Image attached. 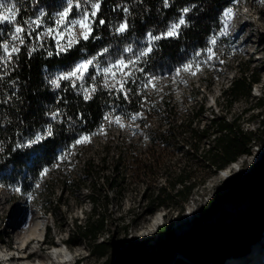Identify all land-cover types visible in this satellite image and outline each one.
<instances>
[{"label":"trees","instance_id":"obj_1","mask_svg":"<svg viewBox=\"0 0 264 264\" xmlns=\"http://www.w3.org/2000/svg\"><path fill=\"white\" fill-rule=\"evenodd\" d=\"M243 1L248 0H167L166 6L165 0H0L5 5L0 12L5 16L10 15L6 9L14 6L11 15L15 20V24L0 23V45L20 49L13 52L9 60L0 47V187L18 193V198L33 197L37 187L54 169L67 160L82 158L89 145H75L76 139L99 137L101 129L109 124L105 116H119L122 121H130L141 115L140 126L144 127L150 118L164 109L169 110L167 106L162 109L150 101L152 82L163 76H174L177 69H183L186 64L193 68L196 65L204 67L208 63V52L214 53L218 60H225L217 67V73H222L227 67L230 48L224 35L227 12ZM96 2L100 4L98 10L92 7ZM185 8L189 9L187 13L183 12ZM66 9L69 14L61 19L60 14ZM85 11L93 21L92 36L87 41L76 33L77 21L82 20ZM93 11L97 12L95 18L91 16ZM181 18L185 24L177 28L178 36L151 40L149 34L160 36L173 24H179ZM101 19L105 21L103 25L99 24ZM124 23L128 28L120 33L117 29ZM16 25L24 29L16 33L23 39V44L20 39H12ZM65 46L67 50L59 52ZM149 48L151 51L143 55ZM89 59L93 64L83 79H59ZM121 60L127 67H113ZM107 67H113V72L123 77L114 88L108 86L110 76L104 73ZM241 70L242 76L232 82V99L250 96L253 85L261 78L250 66ZM93 76L95 79L91 78ZM211 84L207 85L209 89ZM121 85L127 90V100L119 91ZM92 88H95L94 92ZM85 89H88L87 93ZM86 94L91 98L85 99ZM204 110L205 102L195 113L197 119ZM191 128L193 154L200 150L204 137H214L213 146L205 154L208 164L216 172L253 153L256 134L245 131L236 122L214 118L208 128ZM36 137L41 139L29 143ZM151 138V148L146 155L135 151L126 157L117 154L112 158L110 174L103 173L104 185L118 196L127 184L124 161L129 162L137 178L146 174L156 176L165 167L170 137L157 130ZM98 160L104 170L109 154ZM94 162L95 157L91 156L82 172L80 180L84 184L79 186L80 189L87 188L89 179L98 178L100 173L96 172ZM193 169L191 158H187L178 171L170 169L173 176L167 178L168 185L145 191L142 195V201L146 203L145 214L154 215L162 207L183 214L195 187L191 181ZM44 170L47 171L42 175ZM177 186L182 188L176 189ZM89 187L99 198L97 183ZM92 204L96 212L97 200L93 199ZM227 204L248 206L240 209ZM108 205L109 202L103 204L104 208ZM137 221L133 219V222ZM107 226L105 218L93 217L88 228L80 227L82 234L79 235L81 239H93L91 253L98 258L106 257L104 264H137L147 256L151 240H134L122 247H117L111 239L98 242ZM263 228L264 154L250 171L227 179L215 190L201 207L193 231L183 236L178 245L174 246L176 234L172 223L158 228L159 247L166 252L161 264L170 263L175 252L185 244L188 248L184 255L191 262L224 264L233 255H244L260 238ZM216 231L219 232L213 236ZM112 248L113 261L109 258ZM179 264L189 263L180 260Z\"/></svg>","mask_w":264,"mask_h":264},{"label":"rangeland","instance_id":"obj_2","mask_svg":"<svg viewBox=\"0 0 264 264\" xmlns=\"http://www.w3.org/2000/svg\"><path fill=\"white\" fill-rule=\"evenodd\" d=\"M263 10V0L239 2L234 9L228 10L224 35L230 43V48L228 57H226L228 59L227 67L223 69L222 73H217V67L225 60H218L214 53L208 52L207 57H211V59H208V63L204 67L192 68L189 71L181 70L179 75L176 73L174 76H163L153 81L149 89L150 101L160 108L167 106L169 110L162 108L164 110L161 114L150 118L148 122L144 123V127L140 126L141 115L134 116V120H121L120 123L123 124V127L116 122H109L99 137L85 143V145H89V148L85 149L81 159L67 160L54 169L37 187L33 197L18 198V193L0 187V249H7L10 253H14L13 255L17 254L16 241L23 232H26V226L24 227L26 214L23 215V208L26 207V204L30 207V211H36L45 221V239L43 235L40 241L32 240L24 249L26 255L32 251L35 253H32L29 260L22 263L13 259L12 264H29L34 260H43L44 256L47 257V264H75V260H79L76 264H104L106 257L98 258L91 253L93 239L79 238V235L82 234L80 227L88 228L93 217L95 219L105 218L108 224L104 233L98 237V242L111 239V242L117 247H122L134 240L139 242L151 240L147 256L140 259L137 264H161V260L166 257V252L159 247L158 230L149 236L140 235L153 216L145 214L146 203L142 201L143 193L168 185L167 178L173 176L170 169L178 171L177 169L183 167L187 158H191L194 168L191 181L195 187L189 202L186 203L184 213L178 215L175 210L163 207L157 210V212H163V225L172 223L176 234L174 245L176 246L183 236L193 231L195 222L200 216L201 207L227 180L217 179L219 171L216 172L208 164L205 153L210 149V146H213L214 137H204L200 150L195 154L192 153L191 127L208 128L214 118H226L229 123L236 122L245 131L256 134V142L253 144L255 156L239 158L238 160L244 159L241 171L229 178L250 171L252 165L264 154V68L257 63L261 54L252 52L254 48L245 45L246 40L249 39L253 46L264 48ZM252 16H255L262 26L253 25L250 27L246 25L242 35L238 36L237 32L241 30L243 23L251 22ZM232 24L233 26H231ZM82 31L83 29L78 23L77 35H81ZM260 37L263 39L261 43ZM247 66H250L254 73L260 74L261 78L258 83L253 85L250 96L232 99L230 95L232 82L242 76L241 68L245 69ZM193 71L196 73L195 75L192 74ZM109 76L108 86L111 88L116 87L117 83L123 79L121 74H116L113 71L109 72ZM211 82L209 89L207 85ZM203 102H205V110L200 119H197L195 113ZM157 130L162 134L166 133L171 140L165 167L156 176L146 174L137 178L130 169L129 162L124 161L123 167L127 184L123 193L118 196L115 191L104 185L103 173L110 174L113 166L112 158L117 154L121 153L126 157L131 151H135L139 155H146L151 148V137ZM210 133L214 134L213 130ZM106 154H109V160L103 170L98 159ZM91 156L95 157V170L100 174L96 180H88L87 188L80 189L79 186L84 184L80 180L82 172ZM65 180L66 184H64ZM94 182L97 183L99 198L94 196L89 187ZM181 188V186H177L176 189ZM93 199H96L98 203L96 212L93 209ZM106 202H109V205L104 208L103 204ZM247 206L248 204H244L240 209ZM188 210L192 212L190 215H186ZM133 219L138 221L133 222ZM216 219L217 217L213 218V221ZM218 232L216 231L213 236H216ZM17 233H21V235L19 236ZM164 238L169 240V237L165 236ZM214 239L216 238L214 237ZM60 241L64 245L60 244ZM55 245L68 248L72 252V256L66 263L48 260ZM187 245H183L180 250L176 251L174 258L168 264H179L180 260L196 264L184 255V251L188 248ZM114 254V248H112L109 256L111 261L114 260ZM257 259L258 262L264 264V228L260 238L250 245L244 255H233L224 264H256ZM0 264L7 263L3 258H0Z\"/></svg>","mask_w":264,"mask_h":264},{"label":"bare ground","instance_id":"obj_3","mask_svg":"<svg viewBox=\"0 0 264 264\" xmlns=\"http://www.w3.org/2000/svg\"><path fill=\"white\" fill-rule=\"evenodd\" d=\"M253 20L251 22L243 23L242 28L239 32H237L238 36H241L244 30V26H253V25H261L260 21L255 17L252 16ZM251 18V17H250ZM233 26V24L231 25ZM262 26V25H261ZM249 36V35H248ZM263 41L262 37H260V43ZM245 45L247 47H253L254 50L252 52L261 54V57L257 59V63L261 65L264 68V48H260L259 46H253L249 39L246 40ZM263 55V56H262ZM261 67V68H262ZM256 152L253 151L252 155L255 156ZM252 155H245V156H252ZM244 164V159H240L229 166H227L225 169L221 170L219 172V175L217 179H228L234 174H237L241 171V168ZM26 207L23 208V215L26 214V218L24 221V227L26 226V232L17 233V235H21L18 238V241H16V255H13L12 252L10 253L7 249H0V258H3L7 264H12V260L14 259L18 263H22L24 261L29 260L32 253H35L32 251L29 252L28 255H26L24 249L26 248V245L28 246V243L32 240H38L40 241L44 235V228H45V221L43 217L38 214L36 211L31 210L30 207L26 204ZM192 212L191 210H188L186 215H190ZM164 221V215L163 212H157L155 215L151 217V220L148 223V226L144 230L140 232L141 236H149L151 235L155 230H158V228L163 225ZM13 229L11 230V232ZM28 249V248H27ZM12 254V255H11ZM72 256V252L68 248H63L62 246L55 245L49 254L48 260H53L54 262H60V263H66L69 260V257ZM11 258V259H10ZM13 260V261H14ZM47 257L44 256L43 260H34L33 263L29 264H47ZM257 259L256 264H263L262 262H258ZM261 261V260H260ZM27 263V262H26Z\"/></svg>","mask_w":264,"mask_h":264},{"label":"snow or ice","instance_id":"obj_4","mask_svg":"<svg viewBox=\"0 0 264 264\" xmlns=\"http://www.w3.org/2000/svg\"><path fill=\"white\" fill-rule=\"evenodd\" d=\"M165 5L167 6V0H165ZM93 8L95 9H99L100 7V4L98 2L96 3H93L92 5ZM5 8V5L3 3H0V9H3ZM6 11L10 14L8 16H5L3 14V12H0V23H5V22H8V23H13L15 24V20L12 18V13L14 12V6L12 8H7ZM125 11H127V9H125ZM189 11L188 8H185L183 9V12L184 13H187ZM69 14V11L66 9L64 12H62L60 15H61V19H63L65 16H68ZM91 16L93 18H95L97 16V12L96 11H93L91 12ZM33 23H36L35 21H33ZM59 23V21L57 22ZM77 23H79V26L83 29L81 35L83 37V40L87 41L89 40L90 36H92V23L93 21L89 20V14L87 11H85V14L82 18L81 21H77ZM105 23L104 20H99V24L103 25ZM185 24V20L183 18H181L179 20V24H173L171 26V29L168 30L166 33L160 35V36H151L150 35V38L151 40L155 41V40H159V39H162V38H172V37H176L178 36V32L176 31L177 28L180 26V25H184ZM128 28V24L127 23H124V24H121L120 27L117 29V31H119L120 33H124ZM24 29L19 26V25H16V28H15V33L13 34V37L12 39L13 40H16V39H20V43L23 44V39L22 38H19L16 33H21L23 32ZM49 31H52V29H49ZM59 43V41H58ZM213 43H215V40H213ZM0 47L3 48V51L4 53L7 54L9 60L11 59L12 57V53L13 52H19L20 49L18 47H15V46H12L11 48L9 47V45H0ZM66 46L65 47H61L59 49V52H64L66 51ZM151 49L149 48L147 52L143 53V55H147L148 52H150ZM59 52L57 54H59ZM211 59V57H209ZM7 62V61H6ZM93 64V60L89 59V60H85L83 61L82 63L78 64L75 66V68L71 71V72H68V73H65L63 75H61L59 77L60 80H71L73 77H76L77 79H83L84 76L88 73L89 71V67ZM119 65H123L125 67H127V64L125 61L121 60V61H118L117 65H114L113 67H116V66H119ZM113 67H107L104 69V73H109V72H112L113 71ZM194 66L193 65H190V64H186L183 66V69H177V75L180 74V71L183 70V71H189L190 69H192ZM196 68H199V65H196L195 66ZM79 73V76H77V74ZM193 75H195L196 73L193 71L192 72ZM92 79H95V77H91ZM152 79H155L154 77ZM53 84H57V81H53L52 82ZM149 83H151V80H149ZM107 86V85H105ZM92 91L94 92L95 91V88H92ZM119 91H121L123 94H124V99L127 100L128 99V95H127V90L124 89L123 85H121ZM85 92L87 93L88 92V89H85ZM91 97L89 95H85V99H90ZM133 120L135 119V117L132 118ZM105 120H108L110 123L112 122H116L118 124H120L121 127H123V124L120 123L121 122V117L119 116H115L114 118L113 117H110V116H105ZM101 131H103V129H101ZM48 134L51 135V129L48 130ZM41 138L40 137H36L35 140L33 141H30L29 143H36L40 140ZM91 138L90 136H81L79 138L76 139L75 141V145H81L83 143H87V142H90ZM74 145V146H75ZM47 170H44V172L42 173L45 174Z\"/></svg>","mask_w":264,"mask_h":264},{"label":"water","instance_id":"obj_5","mask_svg":"<svg viewBox=\"0 0 264 264\" xmlns=\"http://www.w3.org/2000/svg\"><path fill=\"white\" fill-rule=\"evenodd\" d=\"M227 205H228V204H227ZM243 205H244V204H241V205H238V206H230V205H228V206H230L231 208H241ZM217 216H218V214L215 215L213 218H216Z\"/></svg>","mask_w":264,"mask_h":264}]
</instances>
